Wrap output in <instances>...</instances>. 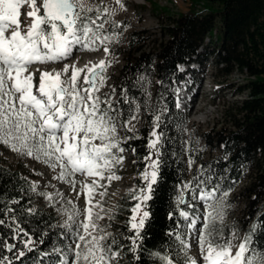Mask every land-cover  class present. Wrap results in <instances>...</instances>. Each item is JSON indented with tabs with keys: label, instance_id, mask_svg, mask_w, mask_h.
I'll use <instances>...</instances> for the list:
<instances>
[{
	"label": "snow or ice",
	"instance_id": "6c2138e0",
	"mask_svg": "<svg viewBox=\"0 0 264 264\" xmlns=\"http://www.w3.org/2000/svg\"><path fill=\"white\" fill-rule=\"evenodd\" d=\"M114 4L124 8L122 0H114ZM116 13L117 8L103 0H0V145L45 165L56 180L69 186L77 200L83 197L84 201L81 207L59 190L44 192L37 182L29 183L28 191L44 197L50 206L62 202L56 211L65 217L59 227L64 230L60 238L66 243L63 248H53L58 259L49 264H121L128 253L131 260L140 261L145 251L149 202L162 166L165 134L160 130L161 117L167 106L154 108L145 90L143 108L153 117L149 154L143 157L146 164L139 173L141 184L128 190V199L135 203L124 223L126 231L119 227L113 231L114 209L106 208L102 199L113 181L122 179L118 172L126 159L124 145L141 138L136 135L141 104L129 99L127 88L121 89L120 98L115 87L102 91L113 63L108 59L113 55L110 45L118 42L115 30L121 27L114 20ZM101 49L105 58L98 62L82 67L77 62L65 63L74 51ZM58 64L62 66L54 67ZM130 150L136 153L134 147ZM194 163L189 159V167ZM202 175L201 169L183 183L175 198L173 211L185 222L187 234L168 232L174 236L175 246L164 254L156 251L149 255L159 264H264V247L258 246L256 239L264 233V221L253 223L241 237L238 228L226 225L229 192H221L219 185L208 187L211 178L203 180ZM20 199L5 203L0 194V204H5L0 208L5 216L0 218V226L10 231L9 236L0 233V264H22L48 235L44 232L34 238V233L23 227L19 216H34L37 210L21 207L18 212L8 206L20 205ZM169 219H173L172 213ZM176 223L179 226L180 221ZM193 243L199 258L189 254ZM48 255L40 253L41 257ZM32 264H39V259Z\"/></svg>",
	"mask_w": 264,
	"mask_h": 264
},
{
	"label": "trees",
	"instance_id": "16d2710c",
	"mask_svg": "<svg viewBox=\"0 0 264 264\" xmlns=\"http://www.w3.org/2000/svg\"><path fill=\"white\" fill-rule=\"evenodd\" d=\"M200 2L201 0H190L186 12H180L177 18H171L166 15V8H160L151 1L152 11L160 20L163 23L170 20L162 27L164 36L168 38L148 52L143 51L142 47H136L132 55L125 58L114 78L119 91L117 98H120L121 89L127 88L130 100L144 103L147 98L145 83L139 78L156 76L152 97L161 107L167 106V111L161 117L160 130L165 134L162 166L159 183L149 202L151 218L145 226V251L141 253L140 261L131 260L132 254L128 253L121 264H159L149 253L159 251L164 254L170 250V246H175L174 236L170 237L167 233L174 231L184 235L185 230V222L173 211L176 207L175 198L183 183L191 181L201 169V179L211 178L208 187L219 185L221 192L233 191L242 182L246 184L241 190L246 199L245 218L242 219L241 226L243 236L253 223L264 221V0H204L206 6L202 12L198 10ZM142 7L147 8L146 5ZM141 35V32H132L127 49L140 45L145 40ZM215 41V50H210ZM204 56L214 57L221 76H231L235 71L245 75L246 81L240 88L245 97L223 112L225 120L230 122L229 128L219 130L214 141L206 138L207 147L212 149L213 155L207 160L199 157L200 166L189 170L184 159L183 141L178 138V126L183 117L176 109L175 100L177 90L186 77V73L180 71L178 65L199 62ZM136 135L141 138L130 140L125 146L132 157L133 171L139 175L146 164L143 157L149 154V133L144 127ZM131 147L136 149L135 154L131 152ZM136 181L139 182V178ZM30 182L31 179L18 166H9L0 156V194L5 203L23 197L20 205L8 206L18 212L21 207H35L36 215L24 214L19 216V220L24 222L25 229L34 233V238L44 232L48 233L44 237L45 243L38 244L34 252L28 253L22 264H32L37 258L39 263H48L58 257H41L40 253L50 254L54 246L63 248L66 242L60 238V234L64 230L59 227L56 212L37 206L35 194L28 191ZM127 199L128 197L124 200ZM4 206L5 204H0V208ZM120 211L116 214L117 218H122V213L127 212L128 208L121 206ZM170 213L173 219H169ZM8 215L11 216L12 213ZM0 218H5L3 213H0ZM177 220L180 221L179 226ZM119 228L126 231L124 224ZM0 233L10 235L5 226H0ZM256 239L258 246L264 247V233ZM171 250L174 251V247ZM124 251L127 252V249ZM16 264H21V261H16Z\"/></svg>",
	"mask_w": 264,
	"mask_h": 264
},
{
	"label": "rangeland",
	"instance_id": "374dc122",
	"mask_svg": "<svg viewBox=\"0 0 264 264\" xmlns=\"http://www.w3.org/2000/svg\"><path fill=\"white\" fill-rule=\"evenodd\" d=\"M151 1L159 5L160 8H166V15L171 18H177L180 12H186L188 2H190V0H122L124 8L120 9L119 6L114 4V0H103V3L117 8L114 20L121 25V27L115 30L119 33L118 42H113L110 45L113 55L108 57V59H112L113 63L108 69L107 75L109 76V80L107 81V86L102 90L103 92H109L112 87H115L117 97L119 91L116 88L114 78L119 73L125 62V58L128 55L131 56L136 47H142L143 51L148 52L162 40L168 38L164 36V28L162 27L166 26L170 20H165L163 23L152 11ZM92 2L96 3L97 0H92ZM142 5H146L147 8L142 7ZM205 6L204 0H201L198 10L201 12L204 11ZM23 11L24 9H22V12ZM202 15L204 14L202 13ZM23 19L24 17L21 16V20ZM109 32H111L110 28ZM132 32H141V36L145 38V40H143L140 45H135L134 47L127 49L126 46L130 43V35ZM216 46L217 42L215 41L214 45L210 46L209 49L215 50ZM124 50H126L125 53H123ZM102 51V49L98 52L74 51L70 60L65 61V63H80L85 58L98 55ZM215 62L216 60L214 57H202L201 61L196 63L198 71H192L187 74V80L182 83V86L176 93L175 103L176 105L179 103V107H176V109L181 112L183 117V121H181L178 126V138H181L183 141L185 149L184 159L189 170H193L200 166V160H198L199 157L203 160H207L208 157L213 155L212 149L207 147L206 138L214 141L213 138H215L216 133L219 130L226 127L229 128L230 122L225 120L223 112L228 108H231L234 102L244 99L245 97V94L241 92L240 88L242 84L245 83L246 76L237 71L228 77L221 76L216 68ZM61 66L62 65L58 64L54 67L60 68ZM48 67L51 68L53 66L50 65ZM182 69L184 68L182 67ZM38 76L39 73H37V78ZM143 81L145 83V90H147V93H150L151 105L154 108L161 107V105L157 104L152 97V89H154L157 82L156 76L151 78L145 77ZM179 97H186V99H181L177 102ZM135 101L140 103L138 100ZM140 104V120L136 123V128L138 129L137 133L144 127L147 128L149 133L153 117L145 112L143 108L144 103ZM200 116L202 119L198 120V117ZM128 135H131V133ZM213 144H215V142ZM124 147L126 148L125 145ZM124 155L126 157L124 167L118 172L122 179L119 181H113L111 186L107 188V196L102 199L106 208L114 209L113 214L115 216L117 213L121 212V206L128 208L127 212L122 213V218L116 217V220L113 222V231H115L121 224H124L131 215L130 208L135 201L129 199H127V201L124 200L128 197V190L141 184V181H136L139 175L135 174L133 171L132 157L127 149ZM0 156L4 159L6 164L14 168L18 166L32 182H37L40 191L55 194V192L59 190L64 193L66 199H73L78 206H83V197H80L77 200L75 193L70 192L69 186L56 180L54 178L55 173L51 172L45 165L34 161L31 158L19 156L2 145H0ZM189 159L195 162L191 167H189L188 164ZM77 179H82V177L77 176ZM244 185L246 184L242 182L241 184H237L233 191H229L226 201L229 205L227 208L226 225L238 228L241 237H243L241 226L242 219L245 218L244 202H246V199H244L241 194ZM185 197L186 199H190L188 193H185ZM35 198L37 200V206L48 211L56 212V215L59 218V225L63 222L65 217L56 211V208L62 206V202L57 203L54 208L49 205L44 197L35 194ZM97 199L101 198L98 196ZM184 229V235H186L187 229L186 227ZM227 232L228 228L225 229V234H227ZM52 254L53 256H57L55 253ZM189 254L195 258H199L198 247L195 243H193ZM42 264H49V262Z\"/></svg>",
	"mask_w": 264,
	"mask_h": 264
},
{
	"label": "bare ground",
	"instance_id": "6f19581e",
	"mask_svg": "<svg viewBox=\"0 0 264 264\" xmlns=\"http://www.w3.org/2000/svg\"><path fill=\"white\" fill-rule=\"evenodd\" d=\"M105 58V53L102 51L100 52L98 55L95 56H91V57H87L85 58L83 61H81L80 63H77V66H83L84 64L88 63V62H98L100 59H104ZM78 61V60H77ZM202 119V117H198V120Z\"/></svg>",
	"mask_w": 264,
	"mask_h": 264
}]
</instances>
